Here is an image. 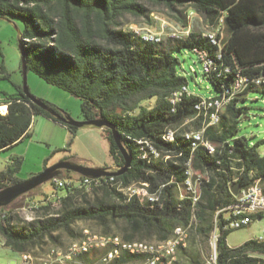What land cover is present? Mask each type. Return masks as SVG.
I'll return each instance as SVG.
<instances>
[{"label": "trees", "instance_id": "16d2710c", "mask_svg": "<svg viewBox=\"0 0 264 264\" xmlns=\"http://www.w3.org/2000/svg\"><path fill=\"white\" fill-rule=\"evenodd\" d=\"M151 6L175 13L185 27L193 10L204 17L210 28L223 18L226 37L218 45L204 32L191 30L181 39L155 42L123 27L126 14L149 18ZM0 18L23 23L20 49L28 71L78 97L85 119L103 117L112 122L133 155L130 168L114 176L112 182L101 177L103 185L94 186L92 191L74 183L60 188L55 192L61 195L59 209H52L48 194L35 205L38 216L31 220L18 223L14 210L1 208L0 234L5 246L21 254L29 252L48 241H58L56 233L60 230L72 233L78 221L96 222L105 234L117 229L127 241L166 240L175 227L191 221L189 246L178 250L185 260L177 264H206L204 245L210 244L216 226L218 264H264V241L253 238L230 247L227 237L233 230L224 229V208L235 199L232 187L239 184L244 188L257 181L264 186L261 142L251 144L245 136H237L239 116L244 113L240 102L250 92L264 95V84L249 82L245 91L228 104L219 124L208 128L206 136L214 146L211 150L204 146L193 150L184 135L190 125L196 129L202 125L199 119L183 126L197 114L199 95L184 94L175 106L171 102L173 94L188 85L187 78L178 72L176 56L185 48L209 52L214 70L203 73L216 86L217 95L232 87L238 72L249 79L264 75V0H0ZM15 87L16 93L7 98V112L0 113V152L30 136L37 115L65 125L73 137L77 134L79 127L65 123L33 102L22 84ZM153 97L157 98L154 106L143 105ZM40 100L59 115L66 114ZM177 127L173 140L163 138L168 129ZM104 129L114 165L121 167L125 163L122 152L111 130ZM138 140L150 141L159 156L154 152L149 160L141 158L146 143ZM190 158L194 169L204 174L196 207L187 194L179 198ZM21 164L22 159L14 157L8 169L0 171V189L19 181L15 175ZM113 183L124 188L148 183V191L157 200L128 197ZM262 217L264 214L256 220ZM108 249L81 254L72 263L98 264ZM137 258L144 260V256L124 254L111 264Z\"/></svg>", "mask_w": 264, "mask_h": 264}, {"label": "rangeland", "instance_id": "374dc122", "mask_svg": "<svg viewBox=\"0 0 264 264\" xmlns=\"http://www.w3.org/2000/svg\"><path fill=\"white\" fill-rule=\"evenodd\" d=\"M153 10L150 17H136L131 14H126L123 19V27L127 30H133L132 26L138 27H150L159 31L163 30L167 32L173 28H183L182 22L177 19L176 14L170 12L162 6H151ZM187 23L191 30H199L202 32H208L210 26L205 21L204 17L193 10L187 16ZM23 28V23L19 20H9L0 18V90L12 86V81H17L18 84L23 85L24 75L22 71V53L20 49V35ZM137 33L136 30H133ZM226 37V32L222 38ZM176 56L179 59L178 72L185 76L188 81V88L196 95L210 98L216 97L217 89L214 83L203 73V63L201 61L199 53L191 49H182L177 52ZM3 69L10 75V78L3 77ZM27 86L31 94L39 99H43L50 104H53L60 111L69 114L75 120H84V115L81 109V100L72 95L67 90L60 88L56 85L48 83L42 77L37 75L34 71L29 70L27 73ZM16 91V90H15ZM157 103V98L153 97L143 102L145 106H154ZM240 106L244 107V113L240 114L239 131L237 136H245L251 143L261 142L259 145V151L264 156V95L260 92H250L247 98L240 102ZM219 113L213 118H209L206 122L202 116H193L185 121L183 126L192 124L196 120H201L202 125L196 129L190 125L187 131L203 130L205 139V146L208 150L214 149L212 142L207 138L206 131L211 126L219 124L220 120L215 119ZM47 117L42 115L35 116L33 125L31 128V135L26 137L23 141L19 142L15 146L0 152V171L8 169L12 164L14 157H20L22 164L19 171L16 173V177L19 181L30 179L39 173H41L46 167L52 166L62 160H71L78 164L88 167H105L114 165V159L110 155L109 142L106 138L107 131L104 128L98 127H83L79 128L77 134L73 137L69 129L57 122L49 121ZM51 120V119H50ZM209 124V125H208ZM64 126V127H63ZM208 127V128H207ZM179 127L172 128L177 132ZM156 157L159 154L155 155ZM168 158V157H166ZM47 163V166L45 164ZM189 169L193 172V177L190 181L195 185L197 180L201 188V181L204 174L198 170H195L192 166V162L188 163ZM63 177L71 180L74 184H77L80 180L79 174L72 171H64ZM187 178H185L184 186H187ZM122 192L123 194H137L141 191V187L144 185L141 183H133L130 187L124 188L117 183L111 184L112 186ZM98 187V186H95ZM87 191H92L94 185L91 187H85ZM55 191V186L52 181H48L37 189L19 197L12 202L8 209L14 210L17 214V222L27 219L31 220L38 216V211L35 207L39 202L43 200L45 194L51 195ZM93 194V193H92ZM155 196L146 189V198L151 197L155 199ZM201 199V198H200ZM200 201V200H199ZM198 203L193 204L196 207ZM37 205V206H35ZM52 209H59L61 202L58 205H52ZM195 219V216H194ZM190 227H186L185 233L186 245L188 244L193 223ZM94 233V236H105L106 234L121 236V232L117 229L110 231V233H104L102 226L96 222L90 221H78L73 224V232L60 230L58 233V241H48L39 246L41 253L47 256L48 249L52 246V254H61L62 248L68 246L71 242L81 244V237L83 231ZM264 232V217L255 220L252 224L240 228L233 229L228 235L227 242L230 247H237L245 243L246 241L258 237ZM122 237V236H121ZM0 264H24L22 254L12 248L4 245V238L0 234ZM141 240V246L147 248H162L164 245L170 242V239L157 241L156 238ZM205 255L207 260L212 255V248L210 244L204 245ZM28 255H32L33 258L38 255L37 247H34L28 252ZM73 260H77L74 258ZM142 259H130L123 264H142ZM70 264H77L71 262Z\"/></svg>", "mask_w": 264, "mask_h": 264}, {"label": "built area", "instance_id": "2783aa9c", "mask_svg": "<svg viewBox=\"0 0 264 264\" xmlns=\"http://www.w3.org/2000/svg\"><path fill=\"white\" fill-rule=\"evenodd\" d=\"M190 15V14H189ZM189 17V16H188ZM133 30L137 31V35L144 37L145 40H151L155 42H161L165 39L171 38H183L189 35L191 28L188 25L183 28H173L167 32L163 30L159 31L157 29H152L150 27H138L132 26ZM204 35L208 36L212 42H216L220 45V41L223 39L224 35V19L221 18L218 25L211 27L208 32H204ZM220 35V39H218ZM201 61L203 63V72L210 73L214 70V62L209 57V52L206 50L198 51ZM220 57V56H219ZM240 75V86L242 84L241 72H238ZM254 83H263L264 84V75L254 78ZM237 89L239 86L230 87L228 90L223 91L227 95V103L222 105L219 110V115L215 119L213 124H216V120H221V115L225 111L228 104L237 96ZM184 94H194L191 92L187 86H184L182 90L177 91L171 97V102L175 106L178 102L182 100ZM213 97L205 98L199 96V100L195 105V109L199 108L200 105H211ZM174 110V109H173ZM190 118H188V122ZM209 125V124H208ZM208 128V127H207ZM204 129L200 133H204ZM200 133L193 134L197 141V146H205V142H200ZM138 143H146V146L142 147V152L140 157L143 159L149 160L152 158V154L155 152V146L148 140H138ZM148 148V149H147ZM186 174L189 177V198L192 202L193 192L190 187L191 172H189V165L186 168ZM107 177L104 179L106 180ZM55 186V191L48 196L47 201H54L61 195H58V190L64 188L67 185L73 184L71 180L67 178H55L51 180ZM102 181L101 178H89L83 176L75 186H91L94 182ZM116 184L113 186L115 187ZM146 189H149V184L145 183V186L141 187V191L137 194H124L128 197L138 196L141 199L156 201V199H146ZM260 190H264V186L261 185L259 181L254 184L241 188L239 193L235 196L232 204L224 208L225 211V220L224 229H240L252 224L258 215L264 214V200L260 199ZM185 195L179 193V198L183 199ZM191 226V221L188 225H179L175 227L174 232L170 239V246L167 248H156V250H147L141 246V240L127 241L124 240L121 236L106 234L105 236H94V233L83 231L81 237V245H74L71 242L68 246L62 248L61 254H52V246L48 249V259L44 261L43 264H67L68 261H72L74 258L81 255L82 251H93L99 248H109L106 253L103 255L98 264H111L112 262L120 259L124 254L131 256H144L142 264H172L173 253L178 252L180 247H183V238L186 231V227ZM258 241H264V232L255 237ZM1 240V238H0ZM219 240V228L216 226L215 230L211 233L210 236V246L212 248V255L209 260H206V264H218V254H217V245ZM22 257L25 264H35L32 255H28V252H23Z\"/></svg>", "mask_w": 264, "mask_h": 264}, {"label": "water", "instance_id": "95a60500", "mask_svg": "<svg viewBox=\"0 0 264 264\" xmlns=\"http://www.w3.org/2000/svg\"><path fill=\"white\" fill-rule=\"evenodd\" d=\"M22 71L24 75V80H23L24 92L26 93V95L29 96V98L33 102L41 106L43 109L50 111L54 117L63 120L65 123L69 125H73L79 128L90 127V126L98 127V128H109L112 132L114 141L117 143L118 147L122 152L125 163L121 167L118 166L88 167L78 164L71 160H62L52 166L46 167L41 173L30 179L24 181H18L16 183L10 184L0 189V209L9 206L19 197L37 189L39 186H41L42 184L48 181H51L55 178H63L64 170L72 171L80 174L81 176L96 179L101 177L119 176L130 168L133 162V155L130 152H128L125 146L123 145L122 137L118 132L116 126L112 122L108 121L103 117H99L93 120H88V119L75 120L69 114L59 115L57 112L49 108L43 101H41L39 98L31 94V92L29 91V88L27 86L28 69L23 52H22ZM240 189L241 186L239 184H235L231 190L234 195H237Z\"/></svg>", "mask_w": 264, "mask_h": 264}, {"label": "bare ground", "instance_id": "6f19581e", "mask_svg": "<svg viewBox=\"0 0 264 264\" xmlns=\"http://www.w3.org/2000/svg\"><path fill=\"white\" fill-rule=\"evenodd\" d=\"M216 43V42H214ZM241 75H243L242 77V84L240 86V75L239 73L236 74V77H235V80L232 84V87H236V86H239V89H237V95L241 94L242 92L245 91L247 85L249 84V82H253L254 81V78L255 76L252 78V79H249L246 75H244L242 72H241ZM256 84H263V83H256ZM225 103H227V95H225L224 93H222L221 95H218L216 97H213V100L211 102V105H200L199 108L197 109V114L196 116H202L203 119H204V122H206L209 118H213L217 113H219V110L221 108L222 105H225ZM1 109L5 112L6 111V106H2ZM201 132V129L200 130H196V131H187L185 132V137L191 141V144H192V149L195 150L196 148H198L199 146H197V141L195 139V136H193V134H199ZM174 136H175V131L172 130V128L168 129L166 134L163 136V138H168L170 140H173L174 139ZM205 139V135L204 133H200V142H203ZM158 152L155 151V155H157ZM193 154V153H192ZM191 161V158L189 160V162ZM189 172H191V179L193 177V172L192 170L189 169ZM185 174H186V171H185ZM186 178L187 180H189V177L188 175L186 174ZM114 179V176H111L109 177V181H113ZM190 179V180H191ZM199 181L200 180H197L195 185L192 183V181H190V187L192 188V192H193V200H195L193 202V204H196L199 202L200 198H201V195H202V191H201V188L200 186L198 185L199 184ZM101 186L103 185V182L102 181H99V182H94L91 186ZM187 186H185L183 189H181V194L182 195H189V182H187L186 184ZM90 186V187H91ZM83 187H88L89 186H83ZM184 191V192H183ZM150 199H154V198H150ZM260 199L261 200H264V190H260ZM52 205H58L60 202H61V196L58 197L56 200L54 201H51ZM186 237H187V234L184 233V238H183V246H186ZM74 245H81V244H78V243H74ZM168 246H170V242L166 245H164L162 248H167ZM144 249H147V250H154L153 248H145ZM82 252H85V251H82ZM176 258V252L173 253V260H172V264H176V262L178 260H175Z\"/></svg>", "mask_w": 264, "mask_h": 264}, {"label": "crops", "instance_id": "0c3cea01", "mask_svg": "<svg viewBox=\"0 0 264 264\" xmlns=\"http://www.w3.org/2000/svg\"><path fill=\"white\" fill-rule=\"evenodd\" d=\"M2 73H3V77L4 78H8V79L10 78V75L5 71V69H3ZM12 82L13 83H12L11 88L10 87H7V88H4V89L0 90V113H2V114H5L7 112V110H8V104L6 103L8 96H11V95H13V94L16 93V91H15L16 90L15 84H18V82L17 81L16 82L15 81H12ZM2 106H6V111L5 112L1 109ZM42 117H45V116H42ZM46 119H49V121H52V119L50 120V118H46ZM6 150H8V149H6ZM110 166H115V165H110ZM144 241H146V240H144ZM159 241L160 240H157V241H149V242H155L156 243V242H159ZM189 243H190V238H189L188 244L186 246H183V247L189 246ZM37 250H38V255H36V257L33 258L34 263L35 264H43L44 261L48 259V254H47V256H45V254L41 253V250L39 249V246H37ZM175 260H178V261L179 260H185V258H183L181 256V254H179V252H176V258H175ZM71 262L72 261H68L67 264H70ZM177 262H176V264H177Z\"/></svg>", "mask_w": 264, "mask_h": 264}, {"label": "flooded vegetation", "instance_id": "af4514ba", "mask_svg": "<svg viewBox=\"0 0 264 264\" xmlns=\"http://www.w3.org/2000/svg\"><path fill=\"white\" fill-rule=\"evenodd\" d=\"M64 171H67V170H64ZM105 181H109L108 179H106ZM114 181V179H113ZM112 182V181H111ZM121 187H123L121 184H119ZM88 252H91V251H85V252H82L81 254H84V253H88Z\"/></svg>", "mask_w": 264, "mask_h": 264}]
</instances>
